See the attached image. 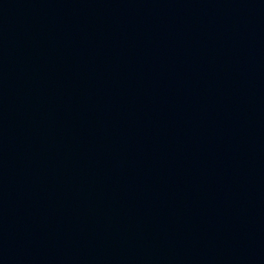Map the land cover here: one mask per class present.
I'll list each match as a JSON object with an SVG mask.
<instances>
[{"label":"water","instance_id":"obj_1","mask_svg":"<svg viewBox=\"0 0 264 264\" xmlns=\"http://www.w3.org/2000/svg\"><path fill=\"white\" fill-rule=\"evenodd\" d=\"M0 264H264V0H0Z\"/></svg>","mask_w":264,"mask_h":264}]
</instances>
